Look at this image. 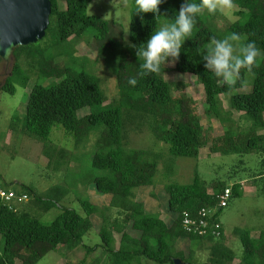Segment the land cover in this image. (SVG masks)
Here are the masks:
<instances>
[{"label":"trees","instance_id":"16d2710c","mask_svg":"<svg viewBox=\"0 0 264 264\" xmlns=\"http://www.w3.org/2000/svg\"><path fill=\"white\" fill-rule=\"evenodd\" d=\"M50 2L51 13L44 38L13 51V63L2 92L13 96L17 88H27L32 76L35 81L22 114L16 112L11 117L8 129L40 144L47 168L53 167L56 171L67 166L69 156H73L71 153L84 148L94 137L91 172L81 182L86 189L105 195L106 200L100 204L77 196L83 216L63 207L55 219L45 225L31 215L30 209L47 213L70 194V188L56 185L39 195L24 185L19 192L0 185L5 192L15 194L11 202L0 200V264H37L58 246L64 248V254L82 250L86 256L99 249L101 258L96 259V264H141L143 260L174 264V259L181 264H195L187 261L193 256L192 249L188 259L182 251H177L176 245L182 241L191 247L207 243L209 264H232L235 255L225 246L220 226L217 240L188 235L181 228L183 213L194 214L202 208L215 207V197L226 188L225 183L212 182L209 193L196 170L189 184L169 181L175 172L176 158L196 160L205 147L206 139L195 107L185 96H172V91L182 85L164 80L165 66L157 73L140 75L139 66L143 61L136 56L139 46L152 32L174 20L181 4H199L200 0H163L159 16L138 13L135 0H130L127 44L123 43L120 24L87 15L92 0H63V10L56 0ZM233 4L238 9L235 16L243 17L244 22L236 21L223 31L209 28L200 13L195 16L192 33L185 38L180 55L175 59L174 71L195 77L203 89L205 116L218 121L224 130L223 135L213 141V153L261 155L260 164L264 167V0H233ZM213 16L214 20L216 15ZM232 33L240 36L242 45L254 42L259 55L251 70L241 68L235 84L229 86L204 67L207 61L203 56L208 47H214L213 37L223 39ZM79 42H93L98 59L115 78L116 95L108 104H105L100 80L85 66L86 59L75 56V45ZM77 65L81 69L76 70ZM247 74L251 76V90L234 93L243 87ZM133 77L137 80L135 86L128 83ZM42 79L46 80L44 84L40 83ZM227 95L229 110L225 111L220 96ZM233 112L241 113L239 121L249 124L246 131L238 130ZM55 125L71 137L73 152L50 146V134ZM129 128L137 132L146 129L153 142L167 146V151L165 147L163 153L127 147ZM3 137L0 134V141ZM161 162L167 181L163 184L169 215L166 222L158 214H149L144 201L137 200L140 189L154 188ZM231 193V198L243 195L239 183L232 185ZM150 195L157 199L155 194ZM21 197L29 198L28 207H15L14 202ZM219 213L220 210L213 217L216 225H219ZM94 228L101 244L87 247L82 240ZM115 234L120 235L117 247ZM233 234L242 247L240 264H264V232L252 238L249 231L235 228Z\"/></svg>","mask_w":264,"mask_h":264},{"label":"rangeland","instance_id":"374dc122","mask_svg":"<svg viewBox=\"0 0 264 264\" xmlns=\"http://www.w3.org/2000/svg\"><path fill=\"white\" fill-rule=\"evenodd\" d=\"M60 10L65 9L63 0H56ZM130 0H92L88 5L87 15L97 16L106 21H114L122 26L123 43L127 38L129 26V9ZM237 8L225 9L215 13L208 11L200 12L203 20L209 28L223 31L230 24L238 21L244 22L243 17H236ZM213 14L216 17L213 20ZM236 48V54H239V48L242 46L241 41L233 43ZM75 56L79 59H86L85 66L100 80L101 88L104 89L106 103L112 100L116 95L115 78L107 69L104 62L98 59L96 48L93 42H79L75 45ZM13 63V57L9 64L0 63V134H3V139L0 141V185L14 192H19L21 185L31 188L39 195L47 193L52 186L60 185L64 188H70V194L62 199L56 207L42 213L35 208H31V215L38 219L42 224H50L55 217L60 213L61 208H69L75 210L83 216V212L77 202L76 197L89 198L95 203H105V195H99L94 190L86 189L81 182L85 180L91 172L90 162L93 152L94 137L85 144L84 148L77 152H73V143L71 137L60 127L55 125L50 134V146L57 149H63L71 153L67 166L56 171V168H47L46 160L41 155V145L26 137L11 133L8 125L11 117L18 112L22 114L27 95L35 81L32 76L31 82L26 89L17 88L16 93L10 96L2 92V86L5 79L9 76V71ZM175 60L168 58L165 64L166 72L163 78L169 83H180L182 88L172 91L173 97L185 96L191 100L195 107L196 114L200 119V124L203 129L204 138L206 139L205 147L199 151V156L196 160L176 158L175 172L169 181L179 185L189 184L196 170L199 178L205 183L208 192L211 193L210 186L212 182L219 181L225 183L226 188H231L234 183H239L242 187L243 195L241 197L231 198L228 206L218 215V223L223 232V241L226 247L231 249L235 255L232 264H240L242 247L238 238L233 234L235 228L247 230L252 238H258L260 232H264V167L260 164L261 155H220L215 154L211 150L213 141L220 138L224 130L218 121L208 119L204 114L205 103L203 89L199 85L193 75L182 74L174 71ZM76 70L81 69L80 65L76 66ZM87 71V69H85ZM46 80H40V83H45ZM251 76L245 75L244 84L241 89L234 93L249 92ZM230 95V94H228ZM228 95L220 96V101L223 110H229ZM86 111V110H84ZM83 113V111H82ZM241 113L233 112V119L237 120L236 127L239 131H246L249 124L244 121H239ZM152 136L146 129L135 131L129 128L126 134L127 147L133 149L151 150L154 152L167 151V146L156 144L153 142ZM74 158V159H73ZM158 173L154 179L155 186L140 189L137 193V200H143L144 205L149 214H158L163 221L169 220V215L166 208V197L163 194V184L167 183L164 179V169L162 162L159 164ZM260 176V177H259ZM254 181V182H253ZM150 194H155L156 198ZM26 201H15L14 205L17 208L20 206L28 207ZM156 216V215H155ZM98 225L99 221L95 219ZM115 247L118 246L120 235L115 234ZM83 245L94 247L100 245V238L95 231V228L87 233L83 240ZM63 247L58 246L53 252L48 253L44 258L38 261L37 264H96V259L101 258L100 250L97 249L94 253L86 256L84 251H76L69 254L63 253ZM177 251H182L188 259L190 249L193 250L192 258L188 262L195 264H209V245L204 243L197 247L194 244L192 247L187 242H179L176 245ZM2 245L0 243V255ZM141 264H155L143 260Z\"/></svg>","mask_w":264,"mask_h":264},{"label":"clouds","instance_id":"9594fccd","mask_svg":"<svg viewBox=\"0 0 264 264\" xmlns=\"http://www.w3.org/2000/svg\"><path fill=\"white\" fill-rule=\"evenodd\" d=\"M163 0H135L138 13H153L159 16V6ZM234 7L233 0H200V3L188 2L181 4L174 20L164 23L155 32H152L145 43H142L136 51V56L143 62L140 64V75L157 73L161 66H165L168 58L174 61L180 55V49L185 38L191 35L195 16L203 9L209 13H215ZM238 34L232 33L223 39L213 37L214 47H208L207 54L203 59L207 61L204 65L206 69H211L212 73L223 80L229 86L234 85L241 68L249 71L256 63L259 49L254 42H249L236 48L232 42L239 41ZM127 43V38L125 37ZM135 48L136 45H129ZM128 83L135 86L137 80L130 78Z\"/></svg>","mask_w":264,"mask_h":264},{"label":"water","instance_id":"95a60500","mask_svg":"<svg viewBox=\"0 0 264 264\" xmlns=\"http://www.w3.org/2000/svg\"><path fill=\"white\" fill-rule=\"evenodd\" d=\"M50 0H0V59L9 64L13 51L41 41L49 24ZM174 264H181L178 259Z\"/></svg>","mask_w":264,"mask_h":264},{"label":"built area","instance_id":"2783aa9c","mask_svg":"<svg viewBox=\"0 0 264 264\" xmlns=\"http://www.w3.org/2000/svg\"><path fill=\"white\" fill-rule=\"evenodd\" d=\"M232 197L231 188H225L216 197L215 207L202 208L195 212L183 213L181 216V228L184 233L200 238L211 237L217 240L220 237L219 225L214 223L213 217L219 210L228 206ZM15 199L13 192H5L0 187V200L8 203ZM25 197L19 198V201L25 200Z\"/></svg>","mask_w":264,"mask_h":264}]
</instances>
